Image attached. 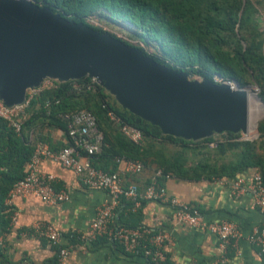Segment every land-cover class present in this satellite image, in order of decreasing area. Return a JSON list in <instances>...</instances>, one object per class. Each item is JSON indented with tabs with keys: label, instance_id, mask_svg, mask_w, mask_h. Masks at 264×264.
Masks as SVG:
<instances>
[{
	"label": "trees",
	"instance_id": "16d2710c",
	"mask_svg": "<svg viewBox=\"0 0 264 264\" xmlns=\"http://www.w3.org/2000/svg\"><path fill=\"white\" fill-rule=\"evenodd\" d=\"M32 2L93 30L85 23L89 16L98 12L115 16L145 34L146 43L152 41L156 45L158 55L136 48L145 57L190 78L212 81L217 74L241 87L255 83L264 105V79L254 72L258 68L264 75V33L257 32L260 28L256 16L259 7L264 9V0ZM78 110L90 112L103 135L99 153L90 158L98 169L117 173L120 161H140L145 168L154 167V172L161 170L171 178L213 181L255 168L264 185V119L259 122L258 137L253 141L242 140L240 132H224L219 138L211 135L186 139L164 134L158 126L122 108L105 89L91 84L89 77L55 82L53 88L44 90L32 101L20 134L0 118V236L11 228V212L4 201L13 184L25 176V166L33 152L34 131L44 127L58 129L67 139V124L62 116ZM124 125L137 129L143 143L138 145L127 139L120 131ZM121 226L133 228L129 223ZM66 239L72 244L81 242L75 233ZM0 264H10L1 244Z\"/></svg>",
	"mask_w": 264,
	"mask_h": 264
},
{
	"label": "water",
	"instance_id": "95a60500",
	"mask_svg": "<svg viewBox=\"0 0 264 264\" xmlns=\"http://www.w3.org/2000/svg\"><path fill=\"white\" fill-rule=\"evenodd\" d=\"M96 78L124 109L164 134L198 140L247 130L245 90L191 81L138 49L30 0H0V100L22 103L49 78Z\"/></svg>",
	"mask_w": 264,
	"mask_h": 264
},
{
	"label": "crops",
	"instance_id": "0c3cea01",
	"mask_svg": "<svg viewBox=\"0 0 264 264\" xmlns=\"http://www.w3.org/2000/svg\"><path fill=\"white\" fill-rule=\"evenodd\" d=\"M34 141L44 139L50 146L60 148L66 144V135L58 129L34 131ZM42 170L56 177V188L64 189L69 200L49 206L37 198L14 200L18 212L15 223L2 235L0 243L10 264H52L56 259V249L47 241L23 236L36 222L54 226L66 243L70 233H83L89 228L98 208L110 201L108 193L100 189L83 186L75 174L56 164L45 163ZM255 168H245L235 177H225V184L216 181L187 180L171 178L166 182L168 193L179 200L196 206L207 221L233 223L241 237L234 239L227 247L228 264H264L247 237L252 229L264 221L257 211L249 194L234 198L229 183L236 178L250 181ZM117 172L127 185L144 189L154 174V167L145 168L140 173L126 170L124 162H119ZM128 201L121 200L113 209V227L129 223L133 228H148L153 232L169 233L172 245L166 250L169 264H211L219 255L220 248L216 237L207 231L181 226L173 220V211L168 204L145 201L137 211H131ZM132 214L131 216H129ZM65 264H153L142 256L125 253L122 248L108 238H98L92 243H76Z\"/></svg>",
	"mask_w": 264,
	"mask_h": 264
},
{
	"label": "built area",
	"instance_id": "2783aa9c",
	"mask_svg": "<svg viewBox=\"0 0 264 264\" xmlns=\"http://www.w3.org/2000/svg\"><path fill=\"white\" fill-rule=\"evenodd\" d=\"M90 81L91 84L100 86L96 78H90ZM212 81L215 84L226 83L233 89H238L232 81H222L220 77H215ZM55 82L58 81L49 78L43 80L38 87L27 90L24 101L19 104L7 106L0 100V118L6 121L17 134H20L32 101L44 90L53 88ZM111 118L114 119L112 116ZM62 119L67 124L68 137L64 146L52 148L42 139L33 142V152L25 166V176L13 184L4 201V205L11 212L10 223H15L18 216V212L14 208L16 199L34 197L49 206L69 200V195L64 189L56 188V177L52 173L42 170L45 163H53L75 174L83 186L104 190L110 197V201L97 209L88 230L77 233L81 244H89L98 238L105 237L116 242L125 253L142 256L153 264L166 263L170 259L166 249L172 245L169 233L153 232L148 228L141 227H113L112 224L113 209L121 200L130 203L131 211H137L145 201H155L168 204L172 208L175 223L193 229H201L214 235L218 241L220 253L211 264H228L227 247L234 239L241 237L233 223L207 221L196 206L171 196L166 188V182L171 177L163 175L161 170L154 172L146 187L140 189L135 185H127L124 177L118 172L110 173L96 168L90 158L99 153L103 135L98 129L94 116L86 110H78L63 115ZM120 131L135 144L143 143L142 134L137 129L124 125ZM120 162H124L126 170L131 173L137 174L144 169L140 161ZM159 179H163V181L160 182ZM224 179L217 178L213 181L224 185ZM228 188L234 198L249 194L257 211L264 217V185L260 171L256 170L250 181L240 178L233 179ZM22 235L45 240L51 246L56 247L55 264H65L71 251L76 247V244H72L68 240L66 241L67 245L60 247L61 233L48 223L36 222L30 229L22 232ZM2 240V236H0V243ZM247 240L257 249V253L264 263V221L252 229Z\"/></svg>",
	"mask_w": 264,
	"mask_h": 264
},
{
	"label": "rangeland",
	"instance_id": "374dc122",
	"mask_svg": "<svg viewBox=\"0 0 264 264\" xmlns=\"http://www.w3.org/2000/svg\"><path fill=\"white\" fill-rule=\"evenodd\" d=\"M30 1L32 2V0ZM40 7H44V6H40ZM256 16H258L259 18L258 27L260 28L259 30H257V32H259L262 35V33H264V9L259 7V13ZM85 23L87 25L93 26L95 28L94 31L108 35L122 42L123 44H125L130 48H134V49L142 48L147 50V52L150 55H158V50L156 45L152 41L146 43L147 38L145 34H142L139 30H136L128 23L119 20L115 16H110L108 14H105L104 12H98L96 14L89 16V18L86 19ZM254 72L257 77H259L260 79H264V75L259 71L258 68H255ZM215 77L216 78L220 77L222 81H227V80L232 81L236 86V88H238L239 90H246L250 88V92H249L250 98L248 99V112H247V118H248L247 130L245 132H240V135L242 140H247V141L256 140L258 137V133H257L258 124L261 120L264 119V105L259 97L260 88L255 83H251L247 86L241 87L234 80H230L225 77L223 78L217 74L213 75L212 79L213 78L215 79ZM188 79L191 81L203 80V78L197 76H193L191 78L188 77ZM110 95L115 100V96L113 94ZM213 136L215 138H219L220 134H214Z\"/></svg>",
	"mask_w": 264,
	"mask_h": 264
},
{
	"label": "bare ground",
	"instance_id": "6f19581e",
	"mask_svg": "<svg viewBox=\"0 0 264 264\" xmlns=\"http://www.w3.org/2000/svg\"><path fill=\"white\" fill-rule=\"evenodd\" d=\"M245 92L248 95V99H249L250 98V96H249L250 88L246 89Z\"/></svg>",
	"mask_w": 264,
	"mask_h": 264
}]
</instances>
